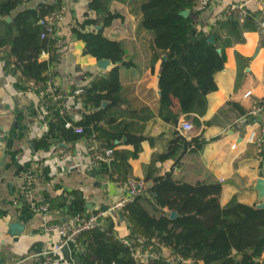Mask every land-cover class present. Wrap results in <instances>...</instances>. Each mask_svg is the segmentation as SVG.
<instances>
[{
	"label": "crops",
	"instance_id": "1",
	"mask_svg": "<svg viewBox=\"0 0 264 264\" xmlns=\"http://www.w3.org/2000/svg\"><path fill=\"white\" fill-rule=\"evenodd\" d=\"M57 1L64 7L57 23L63 44L47 83L62 96L68 116L78 121L87 110L80 99L71 97L72 92L114 67L110 63L101 69L97 59L83 53L84 41L70 31L75 21L96 18L95 11L88 8L90 0H22L11 15L41 2ZM140 2L109 0V10L120 17L103 29L107 39L122 43L128 61L127 66L118 69L121 101L111 108L112 123H122L129 134L143 136L137 156L128 159L130 175L122 181L104 179L100 166L91 164L88 140L36 149L37 140L47 129L44 100L37 90H29L16 73L5 69L0 49V264H42L35 255L53 250L59 239L56 233L45 232L44 224L72 218L66 206L54 205L66 191L81 195L85 208L79 215L89 216L109 210L116 200L126 196V179L141 180L148 188L153 185V177L172 172L187 183L218 182L221 205L231 201L264 204V190L257 189L258 179L264 178V110L249 113L264 99V25L258 4L254 0H210L207 9L193 17L197 29L209 30L231 9H237L240 25V33L235 30V35L226 26H218L221 43L229 44L218 48L224 57L223 68L214 75L216 89L207 95L206 110L196 126L192 116L179 113L174 124L158 114L162 55L152 47V34L141 26ZM247 12L254 15L253 28H243ZM47 58V54L40 56V60ZM248 92L250 95L245 96ZM182 122L191 123L193 129L182 130ZM177 131L188 137L201 135L206 143L200 151L186 153L179 164L173 159H159ZM125 141L122 138L116 148L132 152L134 145ZM56 146L65 148L68 157L56 154ZM26 172L34 174L37 197L49 203L46 215L34 213L19 195ZM146 176L149 179L144 181ZM108 217L117 236L126 239L130 229L121 213L110 212L105 218ZM162 252L172 254L169 248ZM81 256L82 248L75 241L53 252L49 264H79Z\"/></svg>",
	"mask_w": 264,
	"mask_h": 264
},
{
	"label": "trees",
	"instance_id": "2",
	"mask_svg": "<svg viewBox=\"0 0 264 264\" xmlns=\"http://www.w3.org/2000/svg\"><path fill=\"white\" fill-rule=\"evenodd\" d=\"M22 0H0V49L6 70L16 73L27 85L44 86L53 74L49 72L57 60V38L47 28L57 29L46 18L59 12L62 3L41 2L33 8L11 13ZM109 0H90L88 8L96 18L75 21L70 31L84 41V54L97 60H109L114 67L97 75L81 87L79 98L87 112L78 121L72 120L64 110L53 104L47 108V129L37 140L36 149L47 150L58 143H75L95 139L99 149H112L109 163L99 164L102 177L122 181L130 175L128 159L136 157L142 135H131L122 123L113 124L111 108L119 105L121 85L120 66H127L122 43L107 39L103 29L119 18L108 8ZM198 0H141V26L152 34V47L162 55L158 88L160 109L165 121L176 124L178 114L192 116L197 126L206 110L207 95L216 89L214 75L223 68L224 57L217 49L221 43L218 26L229 32L240 33L238 10L231 9L228 16L209 30L197 29L194 16ZM183 11H188L184 16ZM10 17V20H6ZM243 28L254 27V15L247 12ZM43 22V24L41 23ZM46 25V26H45ZM102 28L95 30L97 26ZM236 30V31H235ZM210 36L214 42H210ZM47 54L46 60L40 56ZM47 100L46 97L43 98ZM107 102V106L102 103ZM70 126L66 127L65 124ZM79 128L80 132H75ZM125 143L134 150L117 149ZM206 140L201 135L188 137L177 131L159 159H173L179 164L188 152L200 151ZM149 178L146 176L144 181ZM153 185L144 188L124 207L121 216L130 232L126 239L133 241L142 235L155 239L156 251L169 248L172 254L189 259L193 264H264V207L231 201L219 202L221 185L218 182L197 181L187 183L172 172L153 177ZM67 207L70 216L82 214L85 202L76 191H66L54 203ZM175 212L176 216L170 217ZM82 248L79 264H139L130 255L113 228V221L104 218L101 226L85 230L76 237ZM149 264H170L165 257L156 256ZM178 264H181L180 262Z\"/></svg>",
	"mask_w": 264,
	"mask_h": 264
},
{
	"label": "built area",
	"instance_id": "3",
	"mask_svg": "<svg viewBox=\"0 0 264 264\" xmlns=\"http://www.w3.org/2000/svg\"><path fill=\"white\" fill-rule=\"evenodd\" d=\"M254 1L259 6L261 14V24L264 25V0ZM209 4L210 0H198L196 10L200 14L207 9ZM63 11L64 7L62 6L59 12H53L50 16L46 18V21H48L50 24H52L53 22L55 23V21L58 22L62 18ZM41 23L43 24V22ZM47 29L52 36L57 38L56 44L58 47H60L63 44V39H61V37L59 36L57 29L52 27ZM27 87L29 90L32 91L37 90L42 98H47V100L43 99L45 115L48 112V106H51L53 104L58 107L60 112L64 111V104L61 101L62 96L56 93L55 88L51 83H47L44 88H39V86H36L33 83H29ZM80 93L81 89H76L72 92L71 97L79 100L80 98L78 96ZM249 95L250 92H248L245 96ZM262 110H264V99L263 102L259 105L253 106L249 113L256 114L257 112ZM65 126L69 127L70 124L66 123ZM181 129L184 131H191L193 129V126L189 122H182ZM75 132H80V129L75 128ZM2 136L3 133L0 131V138ZM251 137L253 138V135H251ZM90 142L91 143L89 145V152L91 164L99 165L101 163H109L112 158V149H105L103 152H101L97 149V141L95 139H91ZM54 150L56 154H59L61 157L64 158L68 157L69 155V152H67V150L63 147L56 146ZM123 185L127 187V195L116 200L114 204L110 207V209L107 211L97 212L89 216L76 215L72 218H68L67 220H63L60 222H46L44 224V231L47 233H56L59 239L53 250L38 253L35 255V259L41 260L42 264H49L52 259L53 252L66 248L70 244L75 243L76 237L81 232L101 226L103 223V219L107 216L108 213L123 212L124 207L128 203H130L135 198V196H137L145 188V184L143 181L134 179H126L125 181H123ZM19 195L29 203V207L34 213H39L42 215L48 214L49 203L37 197L33 173H25L24 180L19 189ZM122 242L124 245L129 246L131 257L139 264H149L150 260L156 256L165 257L170 264H178L179 262L181 264H193L189 259H183L179 255L165 254L164 252H162L164 250V248L162 247L159 249V251H156L155 248L158 247V243L153 238L149 240L148 238L137 234L135 236V240L130 241L128 239H123Z\"/></svg>",
	"mask_w": 264,
	"mask_h": 264
},
{
	"label": "water",
	"instance_id": "4",
	"mask_svg": "<svg viewBox=\"0 0 264 264\" xmlns=\"http://www.w3.org/2000/svg\"><path fill=\"white\" fill-rule=\"evenodd\" d=\"M182 14L184 16H186V15H188V11H183ZM100 28H102L101 25L100 26H97L95 28V30L100 29ZM209 41L210 42H214V37L213 36H210ZM217 50L220 52V49H217ZM97 64H98V66L101 69H105L110 64V61L109 60H106V59H101V60H98L97 61ZM257 189L259 191H261V192L264 190V178H259L258 179V181H257ZM256 206L259 207V208H263L264 207V204L263 203H260V204H258ZM174 216H176V213L175 212H171L170 213V217H174Z\"/></svg>",
	"mask_w": 264,
	"mask_h": 264
}]
</instances>
